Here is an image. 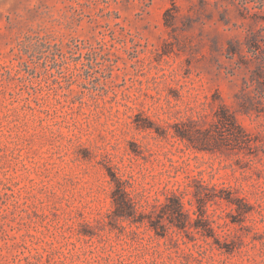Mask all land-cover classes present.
I'll return each instance as SVG.
<instances>
[{
  "label": "rangeland",
  "instance_id": "374dc122",
  "mask_svg": "<svg viewBox=\"0 0 264 264\" xmlns=\"http://www.w3.org/2000/svg\"><path fill=\"white\" fill-rule=\"evenodd\" d=\"M0 264H264V0H0Z\"/></svg>",
  "mask_w": 264,
  "mask_h": 264
}]
</instances>
